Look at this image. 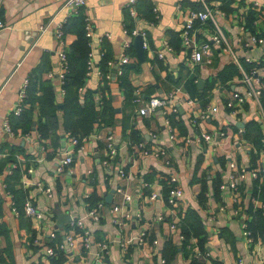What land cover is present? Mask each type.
Masks as SVG:
<instances>
[{
	"label": "crops",
	"instance_id": "1",
	"mask_svg": "<svg viewBox=\"0 0 264 264\" xmlns=\"http://www.w3.org/2000/svg\"><path fill=\"white\" fill-rule=\"evenodd\" d=\"M127 1L85 0L81 7L92 24L88 50L91 65L78 91L81 94L84 89L96 90L101 84L96 66L101 47L116 61L122 43L129 41L132 45L133 36L125 35L123 31L124 23L131 18L132 28L144 32L141 37L144 40L143 59L137 58L132 45L134 54H127L125 62L137 61L136 68L130 67L126 72L133 93L139 97L141 91L150 86V95L158 94L168 99L164 106L166 113H170L169 106L175 104L186 132L179 133L177 128L169 125L178 136L187 135L190 141H170L161 109L141 115L135 108L142 101L136 100L135 115L129 117V122L138 130L142 148L134 147L137 143L130 142L127 135L130 129L122 130L121 120L127 109L123 110V94L114 73H110L107 85L115 112L114 122L107 126L94 124L88 134L79 139L75 137L76 145L71 144L70 137L74 136L61 125L63 90L58 51L64 49L74 35L62 34L60 44L53 33V28L61 26L71 12L62 5L63 0H0V19L3 21L0 27V264H52V256H45L43 249L57 247L47 243L57 236L63 241L67 235L74 237L75 242L70 249L58 250L64 256L59 264H96L91 254L86 255L80 247L76 221L90 232L93 241L107 242L105 260L109 264H161L160 260L164 264L160 249L165 241L178 244L182 240L179 221L189 208L198 213L206 237L203 255L206 258L197 251L195 239H188L186 249H191L195 260L203 264H258V258L264 255V241L255 239L247 244L242 223L250 218L248 207L254 210L264 202V196L262 200L259 196L261 187L264 188V172L259 170L264 167V90L258 104L248 98L231 108L225 105V100L232 90H244L241 71L249 73L253 70L255 84L264 81L263 46L243 45L248 33L262 36L264 40V0H258L261 11L256 10L251 21L253 30L245 25L243 16L251 0H229L228 10L221 7L225 0H133V15L128 11ZM198 5L215 10V22L235 59L222 49V44L211 40L213 25L209 20L193 23V29L198 41L210 43V62L192 65L183 47L175 50L169 43L166 31L180 30L186 11ZM165 42L170 49L164 47ZM158 50L162 57L156 56ZM260 61L262 65H256ZM114 62L112 65L116 68ZM227 63H233L236 72L221 82L216 72ZM243 63H253V66L246 69L248 67ZM35 73L39 80L49 81L52 85L57 125L54 131L41 136L36 130L37 107L34 106L30 129L7 133L2 125L4 121L9 125L8 115L13 113L17 92ZM167 73L172 78H180L179 82L173 84L166 77ZM188 73L195 76L198 88L206 86L208 89L203 105L197 100L192 103L185 100L190 98L183 88ZM99 96L98 92L92 95L95 106H98ZM198 109H206L207 114L192 122ZM249 120L258 127L245 136L244 125ZM200 132L209 134L208 144L196 143L195 138ZM107 135L111 136L115 148L113 155H109L105 147ZM79 143L83 148H79ZM158 148L164 153L156 157L152 152ZM65 153L71 155V163L62 172H56L57 161ZM15 169L19 170L18 177L10 178ZM118 169L123 170L122 177L116 175ZM252 171L256 172V177L250 175ZM169 176L175 178L181 190V198L172 209L163 197L164 185L169 186ZM215 178L219 181L217 198H214L211 186ZM229 182L234 183V189L228 188ZM202 184L205 199L200 205L197 196ZM220 184L227 188L219 189ZM45 188L51 190L50 196L45 194ZM152 192L156 194L155 199L148 198ZM109 193L110 199L105 201ZM93 195L99 199L96 204L101 203L96 221L85 217L86 210L94 206L88 203ZM123 195L129 197L127 201L123 200ZM26 201L42 213L40 219L24 214ZM11 204L16 213L11 210ZM113 207L116 210L111 211ZM234 210L237 211L234 213ZM57 213L68 215L69 220L58 226ZM158 215L163 217L161 221L157 219ZM169 223H174L175 228L169 229ZM141 231L145 233V242L139 246L137 237ZM50 232L54 233L53 238H49ZM187 263L188 259L181 251L175 252L168 262Z\"/></svg>",
	"mask_w": 264,
	"mask_h": 264
},
{
	"label": "trees",
	"instance_id": "2",
	"mask_svg": "<svg viewBox=\"0 0 264 264\" xmlns=\"http://www.w3.org/2000/svg\"><path fill=\"white\" fill-rule=\"evenodd\" d=\"M228 1L229 0H225L221 4V7H225V9L228 10ZM146 6L149 8L148 4H146ZM194 8L199 9L201 8V6L198 5ZM255 15L256 10L250 7H248L244 11V21L245 25L248 28H252L251 21ZM83 16L84 13L81 11V8H79L76 12L71 13L61 25V31L63 35L65 33H72L74 35L72 41L63 49L65 57V70L63 72L61 83L63 94L60 101L62 128L71 136L77 137L79 139L80 137L88 134L92 130L94 124L107 126L111 125L114 122L115 112L114 107L111 104V98L108 95V78L105 77L106 74L114 73L117 86L123 94V110L127 109L121 120L122 130L128 127L130 129L129 133L127 134L129 137V141L138 143L140 134L138 130L132 127V122H129V117L131 115H135L133 111L136 108L134 109L133 107L137 106L138 104V102L135 100L137 96L135 95V93H133V86L129 83L126 77L128 68H136V60H133L129 63H123L120 66V72L116 74V68H113L112 65L115 60L109 57L105 53L104 48L101 47L102 53L96 61V66L100 71L101 84H99L98 89L96 90L84 89L81 94L78 91V88L82 86L84 82L87 52L90 48L88 45V37H86L84 34L85 30ZM198 23V20L194 21V25ZM132 26L133 21L131 18H128V20L124 23V27L127 30H130ZM166 32L169 35L168 41L175 50L183 47L181 45L180 30L168 29ZM125 52L128 55L133 56L134 53L131 44L126 47ZM244 64L248 67L246 69H249L251 66H253V63H243V65ZM256 65H262L261 61ZM37 71L39 70L37 69ZM235 72L236 68L234 64L227 63L224 64L222 68L216 72V75L220 78L221 82H224L226 79H229ZM37 76L38 74L36 73L34 74V76H31L28 79L26 86L24 87L25 94L22 103L23 105L20 111L16 114L11 112L8 115L9 127L11 130H13V132H15L16 129H19L21 132L28 131L30 129L32 122V109L34 106L37 107L36 130L40 133L41 136L54 131V127L57 125L56 103L53 99L54 93L52 85L49 83V81H44L42 79L39 80ZM166 77L170 79L173 84H177L180 79L178 77L172 78L169 73H167ZM194 78L195 76L193 74L187 75L183 80V88L186 90L192 100H197L200 105H203L207 100L208 89L206 86L198 88L196 86ZM37 91L39 93H37ZM94 92H98L100 94L98 98V106H95L94 99L92 97ZM151 93L152 88L148 86L146 89L141 91L139 97L145 100L150 96ZM175 116H177V118H175ZM164 117H166L171 127H175L177 128L179 133L185 134L186 127L182 119L180 118V114L178 113V111L165 113ZM143 121H146V119H143ZM244 126L246 132L245 136H248V134L250 135L252 130L257 129L258 124H256L252 120H249L245 122ZM12 171V176L10 178H17L19 170L15 169ZM145 180H149L148 177H145ZM218 182V179L215 178L211 183L214 198H217ZM168 187L169 186L167 184L164 185V200H166L167 197ZM203 191L204 184H202L201 190L197 196V200L200 205L205 199L203 196ZM259 196L262 200L264 196V188L262 187L260 189ZM97 200L99 199L97 197H94L93 195L88 199V203L90 205H95ZM247 212L248 215H250V218L246 221V227L250 233V236L253 240L262 239L264 241V217L261 213L260 208L257 207L254 210H251V207H248ZM19 213V215L21 216L22 213L20 210ZM178 227L180 234L182 235V240H180L178 244H172L169 241H165L162 248L160 249L161 257L164 258V264H168L169 260L177 251H181L183 257L188 259L187 264H203V262L195 260V255L190 248L186 249L188 239L194 238L197 251L199 253H202V256L205 254L204 244L206 237L202 228V222L196 210L190 208L185 210L180 218ZM60 241V236H57L47 244L54 246V244L58 245ZM53 248L55 249L56 247ZM63 259L64 256L62 255V252L56 250V254L54 255V257H50V262H52V264H59ZM214 264L217 263L215 262Z\"/></svg>",
	"mask_w": 264,
	"mask_h": 264
},
{
	"label": "built area",
	"instance_id": "3",
	"mask_svg": "<svg viewBox=\"0 0 264 264\" xmlns=\"http://www.w3.org/2000/svg\"><path fill=\"white\" fill-rule=\"evenodd\" d=\"M85 4V0H63L62 5L68 8V10L71 13L76 12L79 8H81ZM133 0H128L127 1V6H128V11L131 15L134 14V9H133ZM249 6L254 9L259 11L261 7V2L258 0H251L249 1ZM152 11L154 12V16L156 17V10L154 7H152ZM261 11V9H260ZM220 12V11H219ZM195 20L198 21H205L209 20L212 25H213V30L211 32V40L214 41L215 43H220L222 44V49L224 51H227L228 53L231 54L230 46L222 33L221 29L215 22V10L212 7H208L204 5L201 9H188L186 13L184 14V19L183 23L180 28V39H181V45L183 48L187 51L188 59L189 62L192 65H195L199 62H204L208 63L211 60L212 56V48L211 45L208 41L202 40L198 41L196 38V35L194 33L193 29V23ZM83 21H84V34L86 37H88V45H89V39L91 36L92 32V24L90 18L84 14L83 16ZM3 26V21L0 19V27ZM41 29L43 28L42 26L40 27ZM123 31L125 35L127 36H134L136 34H140L141 37L143 38L144 32L141 29H138L137 27H133L130 30H127L125 27H123ZM53 33L59 40V43H62V31H61V26L56 25L53 28ZM129 41H124L121 45V52L119 54L118 59L114 62L116 65V74L120 72V66L127 61V53L125 52L126 47L128 46ZM142 44L144 45V40L142 41ZM251 44H259L263 46L264 49V40L262 36L253 34V33H248L247 38L243 41V45H251ZM164 47L166 49H170L168 44L165 42ZM162 52L160 50L156 51V56L157 57H162ZM233 59L235 57L233 54H231ZM58 58L61 63V71L59 73L60 79L63 77V72L65 70V57H64V51L63 49L58 51ZM249 57H247L248 60ZM91 61H90V52L87 54V60H86V71L85 73H88V70L90 68ZM105 77L108 78V74L105 75ZM254 71L251 70L249 73H245L244 71H241V81L244 84V90L243 91H238V90H232L230 93L229 98L225 100V105L227 107L233 108L234 106H239L243 102H245L248 98H252L253 102L258 104L259 103V97L263 93L264 90V81L260 82L258 84H255L254 81L256 80L255 78ZM62 91V89H61ZM25 90H24V85L21 87L18 92H17V98L13 106V113H18L22 107L23 103V98H24ZM170 96V93H168V97ZM135 100H140L142 101L141 105L136 108L137 113L141 115H148L152 111H154L157 108L161 109L162 114L164 115L166 113V110L164 109V106L167 104L168 99L166 97L160 96L158 94H153L150 95L147 99H139V97H136ZM187 103H192L193 100L190 98L185 99ZM169 110L171 112L176 111V105L171 104L169 106ZM207 114L206 109H198L197 111L194 112L192 122H196L199 119H203ZM164 123L167 127V133H168V138L172 142L176 143H187L190 141V138L186 136H178L170 127L168 120L166 117H164ZM3 130L6 131L7 133H11V129L6 121H4L3 125ZM220 134L222 132H219ZM154 136V134H151ZM196 143H204L208 144L210 142V136L206 132H200L199 135L196 136L195 138ZM70 143L73 145H76L78 143L77 139L75 137H70ZM79 148H83L82 144H78ZM105 147L107 150V153L109 155H113L115 153V148L112 144L111 141V136L107 135L105 138ZM136 148H142L141 143H137L134 145ZM143 153L146 154V150H143ZM164 151L160 148L155 149L152 154L156 157L163 155ZM71 163V155L69 153H65L64 156H62L58 161H57V166L55 168L56 172H62L68 165ZM103 164H106V161H102ZM232 166V164H230ZM260 172H264V167H261ZM9 173V171L7 172ZM116 175L119 177H122L124 175V172L122 169H118L115 171ZM252 177H256V172L252 171L250 173ZM1 178V175H0ZM229 189H234V183L229 182L228 184ZM227 188L224 184L219 185V189H224ZM116 191H120L119 188H116ZM44 192L47 196H50L51 190L49 188H45ZM127 195H123V200L127 201L128 200ZM149 199H155L156 194L154 192L150 193L148 196ZM181 198V190L180 188L176 185L175 183V178L172 176H169V187L167 191V197H166V204L170 209H172L173 206L177 203V201ZM101 207V203H97L93 207H90L86 210L85 212V217L90 218L93 221H96L99 218L98 214V208ZM260 209L262 210V215L264 216V202L260 204ZM11 210L13 213H16V210L13 208L11 204ZM116 210V207H113L111 209ZM237 210H234V213ZM23 212L27 216H32L36 219H40L42 217V213L37 210L31 203L25 202L23 205ZM158 220H162L163 217L158 215L157 216ZM75 225L79 228L78 232V238H79V244L80 247L82 248V251L87 255L91 254L93 257V260L96 264H109L105 260V256L107 254V249H108V244L106 241L103 240H98V241H93L90 235V232L86 229L83 228L80 225L79 221L75 222ZM169 229H174L175 224L174 223H169L168 225ZM242 234L245 238V241L247 244H251L253 242L252 237L250 236L249 231L247 230L246 227V222L242 223ZM54 233L50 232L49 233V238H53ZM75 242V238L72 237L71 235H67L63 238V241H61L57 247L54 249L50 246H47L45 249H43V254L47 257L49 256H54L56 254V250H67L73 247ZM145 242V233L143 231L139 232L138 237H137V245H142ZM122 248V251L124 250V245H120ZM161 264H163V260H160ZM4 264V263H1ZM204 264H210L208 262H204ZM258 264H264V255L258 258Z\"/></svg>",
	"mask_w": 264,
	"mask_h": 264
},
{
	"label": "water",
	"instance_id": "4",
	"mask_svg": "<svg viewBox=\"0 0 264 264\" xmlns=\"http://www.w3.org/2000/svg\"><path fill=\"white\" fill-rule=\"evenodd\" d=\"M132 45H133V47L135 49V54H136L137 58L139 60H142L144 51H143V46H142V38H141L140 34H136V35L133 36ZM201 82L202 81L200 79L197 80L198 85H200ZM109 199H110V193L105 196V201H109ZM56 217H57L58 226L60 225L61 222L69 220V216L68 215H64V214H61V213H57Z\"/></svg>",
	"mask_w": 264,
	"mask_h": 264
}]
</instances>
